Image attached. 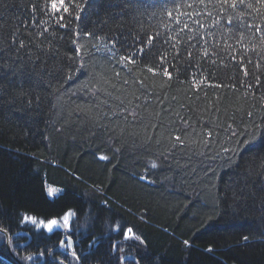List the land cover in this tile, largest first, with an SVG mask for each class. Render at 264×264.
<instances>
[{"label": "trees", "instance_id": "obj_1", "mask_svg": "<svg viewBox=\"0 0 264 264\" xmlns=\"http://www.w3.org/2000/svg\"><path fill=\"white\" fill-rule=\"evenodd\" d=\"M153 2L128 6L129 14L117 18L118 9L110 10L105 0H97L79 21L61 12L65 19L59 23L69 25L65 28L40 12L32 15V0H0V37L18 30L17 40L23 39L33 58L41 57L50 67H70L68 57H77L74 48L82 50L77 58L84 62L58 95H50L45 86L24 83L23 92L31 96L35 89L41 96L39 109L27 104L16 84L3 81L0 210L14 226L20 211L44 218L61 213L64 205L82 210L75 236L83 255L89 257L87 264H114L108 252L110 242L125 247L137 244L123 241L113 230V221L133 227L145 239L147 251L162 257L159 264H264V240L259 237L264 230V192L260 190L264 181L254 172L248 179L247 198L240 202L233 200L229 190L238 173L254 169L264 159V88L255 89V94L244 88L253 79V66L245 59L249 72L245 77L241 63L222 53L223 63L220 59L215 64L200 62L209 78L198 87L190 85L189 76L181 75L171 87L161 89L166 78L148 73L143 59L134 56L136 64L125 67L117 63L120 55L127 54L125 48L117 44L113 59L101 42L84 35L91 31L113 38L114 33L124 32L129 41L155 31L164 35L167 17L150 7ZM101 21L107 23L98 26ZM77 26L78 37L74 35ZM46 27L49 31L40 36ZM229 43L239 49L237 57L243 54L239 44ZM97 44L99 52L93 47ZM20 56L27 59L25 50H20ZM248 56L257 58L252 51ZM149 63L155 67L157 61L153 58ZM176 135L183 145L170 139ZM109 137L118 139L125 150L113 156L104 143ZM245 140L249 142L242 143ZM224 148L233 152L225 153ZM105 154L109 160L98 159ZM156 157L160 167L145 171ZM238 161L240 168L235 167ZM142 175L148 180H141ZM47 183L63 187L66 195L48 197ZM96 187L102 191L96 192ZM105 197L112 211L96 220ZM142 214L145 221L140 219ZM15 232L10 230L14 245H30L21 256L35 253L37 246H54L63 238L26 235L19 227ZM90 232L96 238L94 255L85 246ZM243 235L253 237L246 246ZM209 247L212 252L206 251ZM14 258L6 241L0 242V260L9 264Z\"/></svg>", "mask_w": 264, "mask_h": 264}, {"label": "snow or ice", "instance_id": "obj_2", "mask_svg": "<svg viewBox=\"0 0 264 264\" xmlns=\"http://www.w3.org/2000/svg\"><path fill=\"white\" fill-rule=\"evenodd\" d=\"M95 2L97 0H80V2H76V0H42V2L41 0H32L29 9L32 15L40 12L48 16L50 20H54L60 27L67 28L69 25L59 23L65 19L61 12L79 21L85 9L91 7V4ZM105 2L110 10H119L115 14L117 18L129 14L128 6H147V0H105ZM150 7L158 8L161 15H166L168 22L162 25L166 30L164 35L155 31L154 34L135 36L131 41L128 40L124 32L114 33L113 38L107 35H94L91 31H86L84 35L101 42L113 59L116 58L117 44L125 48L127 54L120 55L117 60V63H122L125 67L129 64H136V60L133 59L134 56L143 59L145 61L144 67L148 73L154 76L159 73L166 78L160 85L161 89L171 87V84L178 81L181 75L189 76L190 85L194 88L198 87L209 78L204 75L200 62L206 60L210 64H215L217 59H220L223 63L222 53L241 63L245 77L249 76L247 66L243 63L245 59L247 64L253 66V79L244 83L245 91H252V94H255V89L264 88V82L261 80V77L264 76V0H154ZM155 15L156 13L153 12V16ZM39 23H46V21H39ZM106 23L107 21H101L98 26ZM32 24L36 25L37 21L33 20ZM48 31L49 29L46 27L39 35L43 36ZM79 34L77 26L74 35L78 37ZM17 35L18 30L12 31L7 38L0 37V94L4 90L3 81L7 79L9 83L16 84L19 91L27 97L29 106L34 105L39 109L42 106L41 96L35 92V89H33L31 96L27 92H23L24 83L34 84L35 87L45 86L50 95H58L63 83L73 79L71 73L79 72L84 67L83 60L77 58L82 50L80 48L73 49L77 53V57H68L71 66L67 69L50 67L47 61L41 57L33 58L31 48L26 46L23 39L17 40ZM229 41L239 44L243 49V54L237 57L235 53L239 49ZM93 47L97 52L101 50L99 44L93 45ZM20 50H25L27 59L20 56ZM249 51L256 53L257 58L253 59V57L248 56ZM153 58L157 61L155 67L150 66L149 63ZM189 69L198 71L190 72ZM115 75L119 76L120 73H115ZM139 83L144 85L143 80H140ZM231 86L235 87V85ZM132 115L135 118V114ZM56 131L62 134L60 128H57ZM208 135L210 136L211 133ZM253 136H255L254 133ZM170 139L180 145L184 143L179 135L170 137ZM248 142L247 140L242 141V143ZM104 143L113 156L125 150V146L118 139L109 137ZM223 151L225 153L233 152L232 149L228 148H224ZM98 159L106 161L110 157L105 154L100 155ZM157 160L159 157L150 159L149 168L145 171L159 168L160 164L157 163ZM240 166L238 161L235 167L240 168ZM254 172L264 181V159L256 162L254 169L247 168L243 173H238L237 181L229 184V190L232 192L234 201L240 202L247 198L245 191L248 187V179ZM140 179L148 180V177L142 175ZM260 190L264 192V187H261ZM44 191L48 197L62 198L66 195L64 188L54 183L46 184ZM95 191L101 192L102 189L96 187ZM100 203L102 207L99 208L96 220L101 219V214L112 211L106 197ZM81 216L82 210L68 205H64V210L56 216L44 218L32 215L27 211H20L16 214L14 226L12 220L5 217L3 210H0V241H6L8 251L16 257L15 261L10 259L9 264H27V262H31V264H87L89 257L82 254V250L77 248L73 239ZM140 219L145 221L146 216L142 214ZM113 223L116 224L113 230L119 233L123 241H135L137 243L136 254L130 255L131 248L126 249L124 244L116 241L110 242L109 253L113 257L114 264H159L162 257L147 251L145 239L138 235L133 227L121 226L115 221ZM17 227L21 228L26 235L51 239L52 235L58 234L63 238L59 239L54 246L50 247L47 244L43 247L37 246L35 253L21 256L20 253L27 252L30 245L19 248L18 245L12 243L10 230L15 232ZM15 234L20 235L19 232H15ZM259 237L264 240V230L259 232ZM95 239V234L90 232L87 241H85V246L93 249V255L97 250L94 247ZM241 239L246 246L253 237L243 235ZM88 241L93 243H88ZM182 243L186 247H191L188 240H184ZM206 251L212 252L213 249L209 247ZM0 264H5V261L0 260ZM109 264H112V261H109Z\"/></svg>", "mask_w": 264, "mask_h": 264}, {"label": "rangeland", "instance_id": "obj_3", "mask_svg": "<svg viewBox=\"0 0 264 264\" xmlns=\"http://www.w3.org/2000/svg\"><path fill=\"white\" fill-rule=\"evenodd\" d=\"M48 184V183H47ZM50 198H54V197H50ZM73 239H74V241H75V244H76V246H77V248L79 249V250H82V254L84 253V249H83V247H80L79 248V245H78V243H77V236H74L73 237ZM0 242H2V241H0ZM128 245V247H125L126 249L127 248H132V250H136L137 249V244H135V246H131L130 244H127ZM109 252V251H108ZM110 254V253H109ZM130 255H135V253H130Z\"/></svg>", "mask_w": 264, "mask_h": 264}, {"label": "flooded vegetation", "instance_id": "obj_4", "mask_svg": "<svg viewBox=\"0 0 264 264\" xmlns=\"http://www.w3.org/2000/svg\"><path fill=\"white\" fill-rule=\"evenodd\" d=\"M136 251H137V249L136 250H132V248H131V252L130 253H135L136 254Z\"/></svg>", "mask_w": 264, "mask_h": 264}, {"label": "water", "instance_id": "obj_5", "mask_svg": "<svg viewBox=\"0 0 264 264\" xmlns=\"http://www.w3.org/2000/svg\"><path fill=\"white\" fill-rule=\"evenodd\" d=\"M6 246H7V242H6ZM7 249H8V247H7ZM10 253V252H9ZM10 255H11V253H10ZM16 260V258H14V261Z\"/></svg>", "mask_w": 264, "mask_h": 264}, {"label": "bare ground", "instance_id": "obj_6", "mask_svg": "<svg viewBox=\"0 0 264 264\" xmlns=\"http://www.w3.org/2000/svg\"><path fill=\"white\" fill-rule=\"evenodd\" d=\"M80 204V203H79ZM158 255V254H157Z\"/></svg>", "mask_w": 264, "mask_h": 264}]
</instances>
